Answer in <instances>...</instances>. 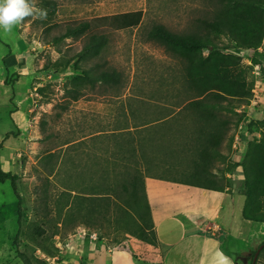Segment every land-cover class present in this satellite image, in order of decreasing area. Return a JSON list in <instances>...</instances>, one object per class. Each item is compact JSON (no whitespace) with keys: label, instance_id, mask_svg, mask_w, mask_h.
Masks as SVG:
<instances>
[{"label":"rangeland","instance_id":"374dc122","mask_svg":"<svg viewBox=\"0 0 264 264\" xmlns=\"http://www.w3.org/2000/svg\"><path fill=\"white\" fill-rule=\"evenodd\" d=\"M49 2L54 3V10ZM207 2L36 0L39 8L47 10L46 19L27 17L10 32L0 29V167L17 175L16 192L8 180L0 183V264H23L18 252L31 255L34 264L38 260L51 264L45 251L57 249L55 256L60 250L58 242L73 233L88 238L94 233L95 240L102 238L109 246L137 238L136 215L123 214L122 221L114 217L108 222L89 210L91 200L77 207L78 197L93 198L94 182L104 170L109 178L122 175L125 148L120 139L94 136L100 130L110 135L114 128L116 132L139 128L136 125L142 118L170 117L175 98L186 97V88L180 84L184 60L148 41L146 31L154 23L175 32L191 30L196 18L208 15ZM81 21L90 24L83 35L56 40L67 25ZM91 34H104L107 41L81 55ZM214 40L222 53L237 60L231 75L244 84V91L238 98L224 99L218 107L220 121L227 120V130L212 170L221 178L223 191L235 198L234 207L240 195L246 214L256 218L246 221L241 214L246 219L241 237L229 244L235 247L237 243L238 253H230L235 249L225 245L230 254L224 255L233 264H251L252 252L264 240V195L244 197L241 166L234 164L264 138V37L254 48L241 47L225 34ZM202 55L206 57L208 49ZM14 66L18 69L13 71ZM102 69L117 70L120 82L92 84L87 74ZM182 121L172 120L170 126L180 129ZM5 133L9 135L4 137ZM239 208L235 207L237 223ZM249 227L255 229L252 234ZM214 231L215 237H221L220 231ZM230 233L236 235V231ZM188 244L180 247L188 250ZM196 247L191 251L196 253ZM187 256L188 260L192 257ZM254 264H264V250L258 251Z\"/></svg>","mask_w":264,"mask_h":264},{"label":"trees","instance_id":"16d2710c","mask_svg":"<svg viewBox=\"0 0 264 264\" xmlns=\"http://www.w3.org/2000/svg\"><path fill=\"white\" fill-rule=\"evenodd\" d=\"M207 4L208 15L196 18L191 30L175 32L164 24L154 23L146 31L148 41L157 42L171 55L184 60V75L180 84L182 89L186 88V97L184 100L175 98L174 105L168 112V119L167 116L151 121L142 118V123L136 125L139 128L132 130L124 127L117 132L118 128H114L110 135L102 134L105 130H100L102 132L96 134L95 139L113 135L120 139L125 148L122 175L109 178L104 170L100 179L94 182L93 198L78 197L77 207H82L85 201L91 200L93 204L89 210H95L108 222L114 217L116 222L122 221L123 214L136 215V237L152 245L157 240L145 193V177L181 182L203 189L224 188L221 178L212 170L214 159L220 156L221 143L227 130V120L220 121L222 119H219L218 107L230 96H242L244 84L231 75V68L237 64V60L232 54H224L219 50L214 36L228 35L244 48L256 47L264 37V0H209ZM49 6L54 10L53 2H49ZM89 26L88 21L67 25L56 40L83 35ZM106 41L104 34H91L83 45L81 55L97 50ZM203 49H208L206 57L202 55ZM86 77L92 84L101 86L118 84L121 79L115 69H102L95 74H87ZM171 119L183 120L180 122L183 126L174 130L170 126ZM8 135L9 133H5L4 137ZM234 165L241 166L244 197L264 195V138L243 154L240 163ZM16 178L15 173L4 171L0 167V183L8 180L15 191ZM19 201L17 197V206ZM111 203L116 214L109 210ZM87 205L88 203L85 207ZM17 212L19 213V206ZM242 216L248 220L256 219L248 216L243 207ZM17 223L20 225L19 217ZM40 245L43 247L42 243ZM259 246V252L263 251L264 240L259 243L258 248ZM53 250L52 253L49 250L45 252L52 257L57 252V249ZM18 255L23 264H34L31 255L20 252ZM38 264L41 261L38 260Z\"/></svg>","mask_w":264,"mask_h":264},{"label":"crops","instance_id":"0c3cea01","mask_svg":"<svg viewBox=\"0 0 264 264\" xmlns=\"http://www.w3.org/2000/svg\"><path fill=\"white\" fill-rule=\"evenodd\" d=\"M12 69L14 71L18 68L14 66ZM145 193L156 234L155 245L130 237L124 239L121 245L109 246L102 238L93 240L73 233L58 242L60 250L51 257L49 263L212 264L217 251L225 255L238 253L235 248L238 247L237 243L235 247L229 244L237 242L241 237V226L246 220L241 217V202L244 198L240 201V195L235 205H240L237 223L234 219L235 198L223 190L203 189L181 182L145 177ZM210 222L213 224L210 225ZM232 223L236 225L235 228ZM214 230L220 231L221 237H215ZM232 230L236 231L235 236L231 235ZM249 231L252 234L255 229L249 227ZM186 241H190L188 250L180 247ZM225 245L235 250L227 253ZM239 245L240 248L243 246L241 243ZM194 246H197L196 253L191 251ZM188 254L192 256L190 260Z\"/></svg>","mask_w":264,"mask_h":264},{"label":"clouds","instance_id":"9594fccd","mask_svg":"<svg viewBox=\"0 0 264 264\" xmlns=\"http://www.w3.org/2000/svg\"><path fill=\"white\" fill-rule=\"evenodd\" d=\"M27 17L46 19L47 10L37 6L36 0H0V29L10 32L12 28L22 23ZM212 264H232L222 252L217 251Z\"/></svg>","mask_w":264,"mask_h":264},{"label":"built area","instance_id":"2783aa9c","mask_svg":"<svg viewBox=\"0 0 264 264\" xmlns=\"http://www.w3.org/2000/svg\"><path fill=\"white\" fill-rule=\"evenodd\" d=\"M234 138H235V139L238 138V135H235ZM236 142H237V140L233 141V145H234V146H235ZM81 235H84V232H82ZM89 237H90L91 239L95 240L96 235H95L94 233H91V234L89 235Z\"/></svg>","mask_w":264,"mask_h":264},{"label":"water","instance_id":"95a60500","mask_svg":"<svg viewBox=\"0 0 264 264\" xmlns=\"http://www.w3.org/2000/svg\"><path fill=\"white\" fill-rule=\"evenodd\" d=\"M260 247H261V246H259V248H257V250L255 251V253H254V255H253V258H252V262H251V264H254L255 259H256V256H257V254H258V251H259Z\"/></svg>","mask_w":264,"mask_h":264}]
</instances>
